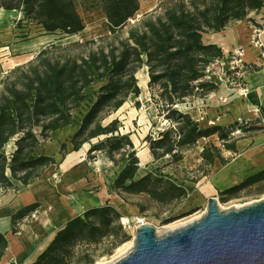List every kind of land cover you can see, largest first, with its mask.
Masks as SVG:
<instances>
[{
  "label": "trees",
  "instance_id": "obj_1",
  "mask_svg": "<svg viewBox=\"0 0 264 264\" xmlns=\"http://www.w3.org/2000/svg\"><path fill=\"white\" fill-rule=\"evenodd\" d=\"M80 2L87 11L101 8L112 38L104 39L106 45L95 50L90 48L94 41L51 45L0 82V190L13 188L15 181L28 187L40 180L56 164L44 152V145L56 133L78 127L71 140L75 152L101 137L104 141L93 145L89 155L108 146L106 152L114 159L116 151L128 149L119 160L126 165L112 186L113 192L144 197L163 208L180 206L188 198L187 191L160 174L159 169L139 178L140 161L130 137L120 133L118 120L107 126L103 122L131 96H140L137 74L147 67L149 88L154 90L153 99L159 105L158 116L170 125L158 133V138H146L156 162L170 158L171 164H178L183 148L214 135L225 150L236 152L238 139L231 136L234 132L248 134L264 128L255 126L258 123H237L204 130L177 107L196 98L206 99L219 90L208 72L225 55L217 45H206L204 35L221 33L248 20L252 13L264 9V0H169L163 14L142 20L125 39L117 35L139 12V0H4L0 8L22 11L27 20L37 22L47 33L76 36L85 29L77 11ZM98 84L103 85L100 90L92 91ZM86 105L88 111L81 121L76 120L75 112ZM11 144L13 150L9 152ZM61 152L65 154L66 145ZM201 157L204 176L217 159L226 163L222 150L214 145L205 147ZM259 183H264V172L224 192L222 198L236 196ZM137 206L141 213L146 212V207ZM37 208L30 206L13 217L15 235L18 225ZM122 218L110 204L88 210L70 220L34 264H71L73 250L79 245L112 240L116 246L122 242H117L122 236ZM8 247V239L0 234V263ZM79 261L92 263L87 253H82Z\"/></svg>",
  "mask_w": 264,
  "mask_h": 264
},
{
  "label": "crops",
  "instance_id": "obj_2",
  "mask_svg": "<svg viewBox=\"0 0 264 264\" xmlns=\"http://www.w3.org/2000/svg\"><path fill=\"white\" fill-rule=\"evenodd\" d=\"M147 13H150V10L143 14ZM263 13L264 9L226 31L204 35L209 37L206 41L203 38L206 45H217L222 49L225 55L223 60L235 55L238 63L250 71H246L244 89L220 86L217 83L218 92L201 99L194 105V110H180L189 114L202 129L229 128L237 123H251V126L258 123L255 126L264 128ZM48 45L45 44L39 51L30 52L35 54L13 59L15 62L10 66V70L26 65ZM229 70L231 68H228ZM177 108L180 109V106ZM77 131L78 127L60 131L51 142L44 145V152L53 157L56 164L50 166L40 180L28 187L15 181L13 188L0 190V234L5 235L9 242L0 264H34L70 220L82 216L92 208L110 204L116 207L122 216L135 215L139 212L137 207L121 201L119 195L112 191L111 182H107L106 185L102 178H94V175L87 174L84 161L95 144L87 143L75 152L71 140ZM237 132L231 135L238 139L236 152L225 150L218 135L203 138L195 146L181 150L183 159L174 165L172 170L174 172L162 173L167 179L187 191L188 198L180 205L181 207L185 205L187 207L193 198L198 204L207 205L209 199H219L224 192L264 172V130L248 134ZM130 139L136 147L135 142ZM62 145H66L65 154L61 152ZM211 145L222 150V157L226 163L223 164L217 159L207 176L194 178L192 176L194 171L199 173L198 169L203 164L201 155L204 148ZM81 151H84L83 155L69 161L70 157ZM141 153L147 158L144 164L140 157ZM137 157L140 161L138 171L140 178L156 170L150 168L148 172H140L141 167L150 165L153 167L156 162L147 144L137 150ZM33 205H38L37 210L22 222L20 233L15 235L13 217ZM46 219L51 225L46 224Z\"/></svg>",
  "mask_w": 264,
  "mask_h": 264
},
{
  "label": "rangeland",
  "instance_id": "obj_3",
  "mask_svg": "<svg viewBox=\"0 0 264 264\" xmlns=\"http://www.w3.org/2000/svg\"><path fill=\"white\" fill-rule=\"evenodd\" d=\"M0 1L2 2L4 0ZM139 1L140 10L136 16L131 19L122 30H120L119 34L117 35L120 39L127 38L129 31L134 26L140 24V22L147 17L163 14L164 10L169 4V0ZM149 10L150 13H147L146 15L143 14L145 11ZM77 11L83 20L85 29L76 36H67L61 32L47 33L41 25H38L37 22L27 20L24 17V13L22 11L13 10V15L8 16L5 22L0 24V82L14 70H10V66H12V64L15 62L13 59L30 55V52L33 51H39L43 47L42 43L44 41L47 42L46 44H49L45 47V49L49 48L51 45L68 46L76 42L85 43L89 41L96 42L95 45L90 47L94 50L100 46L106 45L108 41H105L104 39H107L108 37L112 38V35L108 28L106 16L104 15L101 8L87 11L83 7V3L80 2L78 4ZM254 14L255 13H252L250 16L253 17L255 16ZM204 38L206 41L209 37L207 35ZM33 46H35V48ZM10 47L12 49H10ZM7 48H9L8 51ZM236 61L238 60L235 55L228 56V58L225 60L214 63L210 67L208 75L220 86L234 87L232 85V81L234 80L233 82H235L237 78H239L232 70L234 66L233 63ZM228 68H231V70L228 71ZM243 70L245 72L250 71L247 69V67H244ZM138 73L142 76V78H145L146 75H148V68L144 67ZM239 83L241 85H245L244 80L239 81ZM102 86V84H98L92 89V91L98 92ZM138 86L141 89L140 96H131L118 112L111 114L103 122V125L107 126L114 120H118L120 123V133L124 136H129L132 138L136 144L135 148L137 150L142 149V147H144L146 144L148 145L146 138L149 135H151L153 138H158V133L166 128H169L170 126L167 122H165V120H163V118L158 116L159 105L153 99L154 90L152 91L149 88V80L146 83H140L138 79ZM200 100L201 99L196 98L191 100L193 102H187L189 104H180V109H178L183 111L194 110V105L199 103ZM87 111L88 106H83L80 110L75 112V119L81 121L83 115ZM104 139V137H101L100 139L93 140L92 144L97 146L103 142ZM12 150L13 144L7 147V151L10 152ZM107 150L108 146H105L104 149L98 150L91 155L88 154L84 164L87 166V174L94 175V178H102L106 185H108L107 182H111L113 186L114 183L111 181L110 177H113V172H115V175L118 176V174L125 167L126 164L119 162V160H121L122 156L128 149L124 148L123 151H116L113 154L114 159H112L106 152ZM155 165L156 167H154ZM154 166L152 167L150 165L147 167H141L140 172H148L150 168L156 169L154 173H156L158 169L161 171L160 174L163 172H174L172 171L174 169V164H171L170 158H166L160 162H155ZM200 168L198 169L199 173H195L194 171V174L192 175L194 178L203 176L204 169L200 170ZM138 177L140 178V175H138ZM114 178L115 177H113V179ZM118 195L122 202L125 203V201H127L125 204L135 206L137 208V205H143L147 209L146 212L141 213L138 208L139 212H137L135 215L123 216V218L120 220L122 236L117 239V242H122L118 243L116 246L114 243L112 244V240H105L100 245L86 247L82 245L76 246L73 250L74 258L71 264H89L79 261L82 253H87L90 255V259L92 260V263L90 264H111L117 259L123 257L121 255H126L131 250L134 244V238L136 236L139 221H144L145 224L152 225L158 230L169 224L187 223L194 218L201 217L207 208V205L198 204L194 198L192 202L187 205V207L185 205L183 207L173 206L170 208H163L148 202L144 197L128 196L125 194ZM263 199L264 183H259L256 186L244 189L236 196L225 199L220 197L218 201L220 208L222 207L223 210H227L232 207H242ZM170 218H172L173 221L167 223V220Z\"/></svg>",
  "mask_w": 264,
  "mask_h": 264
},
{
  "label": "water",
  "instance_id": "obj_4",
  "mask_svg": "<svg viewBox=\"0 0 264 264\" xmlns=\"http://www.w3.org/2000/svg\"><path fill=\"white\" fill-rule=\"evenodd\" d=\"M111 264H264V199L223 210L211 198L198 220L163 236L142 224Z\"/></svg>",
  "mask_w": 264,
  "mask_h": 264
},
{
  "label": "bare ground",
  "instance_id": "obj_5",
  "mask_svg": "<svg viewBox=\"0 0 264 264\" xmlns=\"http://www.w3.org/2000/svg\"><path fill=\"white\" fill-rule=\"evenodd\" d=\"M11 15H13V12H12V11H8V10H5V9H3V8H0V24H2V23L5 22L7 16H11ZM46 43H47V42L44 41V42L42 43L43 46H44ZM13 64H14V63H13ZM137 78L139 79V82H140V83H141V82L146 83V82L149 80V76H148V75H146L145 78H142V76L139 75V73H138V75H137ZM83 154H84V151H81L80 153L75 154L73 157H70V158H69V161H72L74 158H75V159H78V158L80 157V155H83ZM140 157H141V159H142V164H144V163L147 161V158L145 157V155H144L143 153L140 154ZM221 209H223V208L221 207ZM199 218H200V217L194 218V219H192L191 221H189V222H187V223H174V224H169V225L163 227L162 229H158V230H157L158 235H160V236L166 235V234H168V233H170V232H172V231H174V230H176V229H179V228H181V227H183V226H185V225H187V224H189V223H191V222H193V221H195V220H198ZM45 222H46L47 225H51V223H50V221H49L48 219H46ZM121 256H124V254L121 255ZM118 258H119V257H118Z\"/></svg>",
  "mask_w": 264,
  "mask_h": 264
},
{
  "label": "built area",
  "instance_id": "obj_6",
  "mask_svg": "<svg viewBox=\"0 0 264 264\" xmlns=\"http://www.w3.org/2000/svg\"><path fill=\"white\" fill-rule=\"evenodd\" d=\"M234 64V66H233V68H232V70L234 71V73H236L237 74V76L239 77V78H237V80L235 81V82H233L232 81V85L234 86V87H236V88H240V89H244V85H241L240 83H239V81H241V80H245V74H246V72L243 70L244 69V66H242V65H240L239 63H238V61H236L235 63H233ZM239 83V84H238ZM231 85V86H232ZM237 133H240V131H238ZM113 177H115L114 179H113ZM113 177H110V179L112 180V182L114 183V180L116 179V175L115 174H113ZM31 215H33V214H31ZM26 219H28V217L26 218ZM25 219V220H26ZM142 224H145V222L144 221H139V223H138V228L142 225ZM21 226H22V223L21 224H19L18 225V234L20 233V231H21Z\"/></svg>",
  "mask_w": 264,
  "mask_h": 264
}]
</instances>
